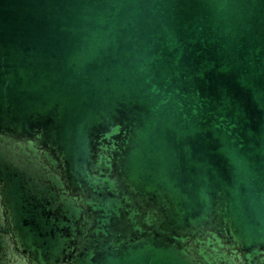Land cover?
Listing matches in <instances>:
<instances>
[{
  "label": "water",
  "instance_id": "1",
  "mask_svg": "<svg viewBox=\"0 0 264 264\" xmlns=\"http://www.w3.org/2000/svg\"><path fill=\"white\" fill-rule=\"evenodd\" d=\"M0 264H264V0H0Z\"/></svg>",
  "mask_w": 264,
  "mask_h": 264
}]
</instances>
